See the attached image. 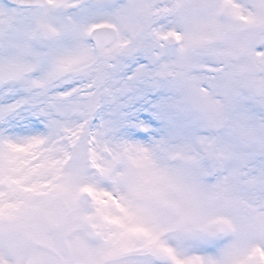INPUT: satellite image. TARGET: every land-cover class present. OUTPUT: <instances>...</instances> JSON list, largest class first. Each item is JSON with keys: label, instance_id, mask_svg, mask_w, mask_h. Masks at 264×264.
Returning a JSON list of instances; mask_svg holds the SVG:
<instances>
[{"label": "snow or ice", "instance_id": "6c2138e0", "mask_svg": "<svg viewBox=\"0 0 264 264\" xmlns=\"http://www.w3.org/2000/svg\"><path fill=\"white\" fill-rule=\"evenodd\" d=\"M0 264H264V0H0Z\"/></svg>", "mask_w": 264, "mask_h": 264}]
</instances>
